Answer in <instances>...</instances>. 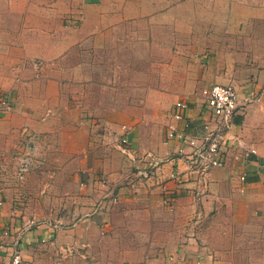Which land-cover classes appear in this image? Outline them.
<instances>
[{
	"label": "crops",
	"instance_id": "obj_1",
	"mask_svg": "<svg viewBox=\"0 0 264 264\" xmlns=\"http://www.w3.org/2000/svg\"><path fill=\"white\" fill-rule=\"evenodd\" d=\"M137 44L158 53L148 65L158 68V90L116 92L96 57L94 76L84 75L83 53ZM216 82L233 83L243 104L232 127L242 156L231 150L224 166L199 174L166 129L183 84L188 131H203L196 92ZM3 95L12 109L0 116V164L17 165L27 150L32 168L25 186L2 188L0 198L32 193L27 212L61 214L22 220L10 214L20 202H4L0 264H15V250L17 264H264L259 246L250 262L239 253L250 219L264 234V0H0ZM162 98L165 127L152 139L136 120L150 101L164 108ZM124 124L135 163L119 148ZM151 156L161 171L139 184L135 165ZM173 171L187 180L175 182Z\"/></svg>",
	"mask_w": 264,
	"mask_h": 264
},
{
	"label": "built area",
	"instance_id": "obj_2",
	"mask_svg": "<svg viewBox=\"0 0 264 264\" xmlns=\"http://www.w3.org/2000/svg\"><path fill=\"white\" fill-rule=\"evenodd\" d=\"M196 97L197 103L200 104V111L208 116L204 122V130L196 133L188 131L192 122L188 116L190 101L186 97H178L174 101L172 121L167 125L166 138H178L182 142L178 150L179 156L184 159L191 171L204 174L212 167L224 166L231 150L236 151V158L242 156L238 150L240 146L237 136L232 132V127L235 123V116L239 114L243 104L238 99V91L233 83L205 84L196 92ZM11 102L6 95L0 97V116L12 109ZM179 122H182V128L178 126ZM122 127L124 132L119 139V148L135 163L137 159L130 147L128 127L125 124ZM30 162L29 154L21 160L20 178H25ZM145 164L136 163L135 165L134 175L139 184H147L161 171L162 160L151 156L146 159ZM170 177L179 184L187 180L179 171H173ZM163 189L167 190L166 187ZM21 260L20 251L15 250L13 262L17 264Z\"/></svg>",
	"mask_w": 264,
	"mask_h": 264
},
{
	"label": "rangeland",
	"instance_id": "obj_3",
	"mask_svg": "<svg viewBox=\"0 0 264 264\" xmlns=\"http://www.w3.org/2000/svg\"><path fill=\"white\" fill-rule=\"evenodd\" d=\"M145 45V44H144ZM144 45H132L131 51L126 52H102V53H94V52H86L82 54V69L85 76H94V67L91 66L96 63L95 59L97 58L99 63V69H98V75L102 78H106L107 76L114 79L116 82L115 85V91L118 93L121 92H129V90L132 88H135L133 90H136V88L141 86H146V91H150L153 87H156L158 90V84H153L152 82V76L155 74H158V68L150 67L148 66L152 61H154L155 57H158V53L150 52L149 50H146V47ZM99 56V57H97ZM96 57V58H95ZM141 65L144 66H139ZM157 72V73H156ZM142 76L143 80H147V83H140L139 77ZM88 79L87 77H85ZM86 87V85L84 86ZM93 90L99 91L101 93V87L97 89L96 85H91ZM186 85L180 84V90L177 94L174 95V101L178 97H182L185 94L184 89ZM197 89L199 87H196ZM168 91V90H165ZM163 94V93H162ZM121 96V95H120ZM163 100V105L168 102V100ZM118 103L122 104L124 103L123 100H116ZM156 105H154L153 101H150V105L148 106L150 110L149 115L145 116H139L137 117V122L140 123L144 130H148V135L152 139H158V130L165 127L164 118H165V110H167V106L164 105V108L158 107V101ZM131 105H139L143 104V102L138 100H132L130 101ZM152 103V104H151ZM147 112V111H145ZM144 113V111H143ZM27 147V145H26ZM27 149V148H26ZM26 152V153H25ZM31 152L27 150L24 151V154L22 153L20 155L19 161L16 164L8 163V164H0V174L3 173V175H6L8 177L7 179H0V190L3 188H9L10 186H25L26 176L25 178L19 177V167L21 160L26 157ZM30 167L32 168V162H30ZM30 168V169H31ZM29 169V170H30ZM16 171V172H15ZM27 175V174H26ZM5 193V192H4ZM32 196V193L24 192V195H21L20 198H14V200H9L7 198H0V217L2 215L3 211V203L4 202H12L13 206H15L17 203L20 202L21 209L19 213H11L14 216L21 217L22 220L28 218L35 220L34 222H41L43 220H55L59 219V214L61 212H27V197ZM36 196V195H35ZM14 208V207H13ZM257 221V220H256ZM255 220L252 221L250 219V226L244 225L241 229L242 231V244H240L239 247V253L241 256H243V262H250L251 259V253L254 252V250L259 246L262 250L264 249V234L263 236L257 235L256 230L258 229L259 225ZM249 227V228H248ZM250 258V259H249ZM264 261V259L262 260ZM261 262V260H260Z\"/></svg>",
	"mask_w": 264,
	"mask_h": 264
}]
</instances>
